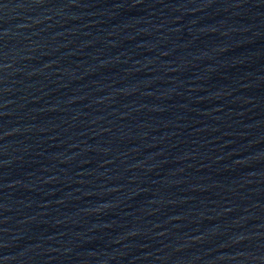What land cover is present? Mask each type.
Wrapping results in <instances>:
<instances>
[{"label": "water", "instance_id": "95a60500", "mask_svg": "<svg viewBox=\"0 0 264 264\" xmlns=\"http://www.w3.org/2000/svg\"><path fill=\"white\" fill-rule=\"evenodd\" d=\"M0 264H264V0H0Z\"/></svg>", "mask_w": 264, "mask_h": 264}]
</instances>
